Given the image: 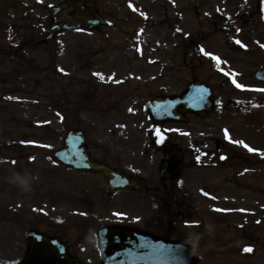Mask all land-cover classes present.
I'll use <instances>...</instances> for the list:
<instances>
[{
    "label": "rangeland",
    "instance_id": "1",
    "mask_svg": "<svg viewBox=\"0 0 264 264\" xmlns=\"http://www.w3.org/2000/svg\"><path fill=\"white\" fill-rule=\"evenodd\" d=\"M61 1L0 0V264L19 261L30 228L62 233L87 264L100 262L101 226L150 229L159 210L143 190L113 195L102 175L63 166L53 152L79 128L94 160L161 183L147 101L193 78L212 87L215 111L161 131L186 151L219 140L230 160L183 168L176 210L184 217L170 235L195 242L198 264H264V83L254 78L264 68V0H86L107 26L35 44ZM240 140L256 151L232 142Z\"/></svg>",
    "mask_w": 264,
    "mask_h": 264
},
{
    "label": "water",
    "instance_id": "2",
    "mask_svg": "<svg viewBox=\"0 0 264 264\" xmlns=\"http://www.w3.org/2000/svg\"><path fill=\"white\" fill-rule=\"evenodd\" d=\"M70 10L74 11L73 15L69 14ZM51 12L60 16L61 20L40 40H48L56 31L63 28L96 27L105 23L97 9L86 7L84 0H66L62 5L52 8ZM255 76L264 81V70H258ZM199 84L192 82L188 85L189 92L186 99L169 100L162 96L153 99L149 107L151 112L156 117L161 108L165 107L162 109L165 112L170 106L175 107L179 104L197 109L204 106L206 110H212L209 101L211 93ZM170 110L175 118L184 120L173 108ZM65 141V147L54 152V156L62 162L76 168H93L104 172L113 188L133 184L132 181L122 178V174L104 165L95 164L89 159L84 134L81 131H69ZM174 167L175 164L165 163L162 166V175L171 176ZM141 235H143L141 232L121 226L104 228L100 232L102 264H196L198 261L190 245L184 241H170ZM27 240L26 253L19 264H84L78 258L70 256L68 244L61 242L57 237L52 238L37 230H30L27 232Z\"/></svg>",
    "mask_w": 264,
    "mask_h": 264
},
{
    "label": "flooded vegetation",
    "instance_id": "3",
    "mask_svg": "<svg viewBox=\"0 0 264 264\" xmlns=\"http://www.w3.org/2000/svg\"><path fill=\"white\" fill-rule=\"evenodd\" d=\"M219 147L220 146L217 145V148ZM160 148L163 150L164 153L161 160L163 161L164 159L172 158L178 163L180 170L183 171V166L186 162L185 157L180 156L182 155L181 152L184 151L183 148L179 146L176 142H168V141H165V143L161 144ZM215 148L211 156L212 159L220 157L219 152L215 153ZM194 165H196V163L191 162L189 166H194ZM138 180L141 181L140 190H135L133 187H127L111 192V194L115 195L120 192L139 194L143 190L141 194L142 198H153L155 202L161 203L166 208L167 213H169L168 217L162 221L160 217L157 215H154L153 217L151 216L149 222L150 229L145 228L143 226H137V225L125 224V223H109L108 225L120 224L146 231L152 235L164 236L172 239L175 238L176 236L170 235L171 231L174 229L176 230L178 224V217L180 218L183 217L182 214H179V216L175 215L177 214L176 207L180 205L178 199H176V194L179 190H181L180 185L177 184V179L168 180V181L161 180V183L157 185L155 184L151 185L146 181L145 178H139ZM161 192H164L166 195L161 196L162 195ZM140 217L141 216L138 215L139 219ZM96 238H97V244L99 245L98 232L96 234Z\"/></svg>",
    "mask_w": 264,
    "mask_h": 264
},
{
    "label": "snow or ice",
    "instance_id": "4",
    "mask_svg": "<svg viewBox=\"0 0 264 264\" xmlns=\"http://www.w3.org/2000/svg\"><path fill=\"white\" fill-rule=\"evenodd\" d=\"M142 16L146 15L145 13L141 12L140 13ZM237 44H240L241 42L239 40L236 41ZM201 51H203V49H201ZM205 55H211V53H205ZM214 59L218 62L217 66H219V60L220 58L219 57H214ZM223 71V69H221ZM61 71H64L63 69H61ZM233 84H235V86L237 88H240V89H243L245 88V85L244 84H240V83H237L235 79H233L232 81ZM259 91H264V89H260ZM131 111V109H130ZM225 133L227 134V130H225ZM157 135H159V132H157ZM161 141H163V136L160 137ZM233 143H236V144H240L242 145L244 148H247L248 151L250 152H255L256 149L254 148H250L244 141L240 140V141H232ZM261 155H264V153H261ZM221 159H226L227 157L226 156H221L220 157ZM34 159V158H33ZM117 215H120L119 213ZM245 251H252L251 247H247L244 249Z\"/></svg>",
    "mask_w": 264,
    "mask_h": 264
},
{
    "label": "clouds",
    "instance_id": "5",
    "mask_svg": "<svg viewBox=\"0 0 264 264\" xmlns=\"http://www.w3.org/2000/svg\"><path fill=\"white\" fill-rule=\"evenodd\" d=\"M16 176H17V178H18V180L23 184V183H28L29 181L28 180H26L24 177H20V174L19 173H16ZM27 190H30V188L29 189H27ZM191 242V241H190ZM193 243V250H195V247H196V244H195V242H192Z\"/></svg>",
    "mask_w": 264,
    "mask_h": 264
}]
</instances>
